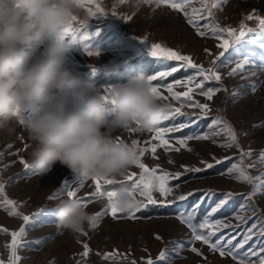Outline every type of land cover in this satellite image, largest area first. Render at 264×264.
I'll return each instance as SVG.
<instances>
[{
	"label": "rangeland",
	"instance_id": "1",
	"mask_svg": "<svg viewBox=\"0 0 264 264\" xmlns=\"http://www.w3.org/2000/svg\"><path fill=\"white\" fill-rule=\"evenodd\" d=\"M96 2L102 5L106 15L97 14L92 17L88 15L86 8H82L78 21H84V23L74 22V25L77 36L87 32L90 38L87 41H80L77 38L73 42L71 35L65 36V43L69 45L65 67L84 79H91L102 92L106 88L126 83L130 78L141 73L150 77L158 71L166 70L165 64L152 56L147 43L142 42L138 37H146L149 44L163 43L181 54L190 55L195 63L202 64L205 68L212 67L214 58L222 51L217 46L219 41L213 35L209 33L204 37L199 36L187 23L182 12L172 10L165 5L156 7L155 0L144 3L138 9L131 5L130 0H123V2L122 0H96ZM188 7L189 10L192 7H201V0H192ZM113 11L116 15L112 14ZM212 11L215 21L222 27L239 29L241 22H244L248 28L256 29L258 22L255 19L247 20L245 17L249 15L264 17V0H226ZM203 15L207 16V13ZM124 16H130L131 19H124ZM211 22L212 18L199 21L201 30L209 31L204 29L203 25ZM252 40L256 43H251ZM248 41L246 44L236 45V51L229 48L216 62V70L221 74V81H208L206 87L221 85L223 87L211 101L198 95V90L193 93L194 100L210 105L209 116L196 120L195 123H191L189 127L177 133L166 134V138L200 135L204 132H209L211 135L212 132L217 131V128H208L211 119L216 116L224 117L237 131L241 147L245 151L253 152V155L244 158V166L254 165V167L246 168V171L252 177H260L264 180V161L260 160V154L264 151V71L260 67L264 60V48L260 47V43L264 41L258 32L249 33ZM43 47V43L26 47L25 53L35 56ZM205 49L209 51L206 52ZM88 51H97L99 55L90 56ZM245 56H248L252 63L245 66L243 70H238L235 75L229 76L228 73ZM167 63L177 66L180 62ZM114 64L120 65L119 71H108ZM93 67L96 69L95 74L92 72ZM194 71L180 69L172 76L165 78V82L183 79L187 75L194 74ZM200 79L197 77L196 82ZM253 84L256 85L255 91H252L250 87ZM160 90L167 95L166 88L162 87ZM175 90L185 91L182 87H177ZM233 92L238 95L233 96ZM171 103L179 106L175 101ZM106 111H108L107 107ZM182 111L189 116L193 113L198 115L200 112L199 109L187 106ZM108 114L111 116L110 111ZM184 122H186L184 117H178L174 121L176 124ZM172 123L173 120L170 117L158 127L171 126ZM115 135L131 143L132 138L151 140L153 133L139 134L124 130ZM226 139L225 134H220L209 140H190L188 145L191 151L181 149L179 152L165 153L163 149L158 148L157 158H154L151 152L145 153L141 159L149 167L160 165L162 169L171 173L183 172L182 165L200 167L204 170L199 173H185L179 179L169 181L173 193L167 199L173 200L174 203L140 208V211L136 213L137 219L127 218L128 213H118L119 218L115 219L110 214H105L98 217L97 227L85 231L88 233L87 236L81 234L77 239L67 232L57 230L55 205L60 198L67 196L68 188H78L79 180L67 167L59 163H56L43 176L38 174L34 167L31 170L25 169L19 162V158L24 157L30 165L31 161L28 157L30 141L23 126L17 125L12 135L0 133V153H3L0 155V179L5 182L8 198L17 201L19 212L31 217L25 224L22 218L10 216L8 210L0 207V226L9 230L0 232V260L7 264L10 254V249L7 247L11 241L10 232L18 231L23 225L25 233L21 239L26 246L17 250L22 257L19 264H76L78 260L81 264H131L132 260H135L137 264H144L149 257L157 261V264H238L229 256L221 257L218 252L211 251L202 241H194L191 229L179 219L181 215L191 216V222L198 227L211 208L224 198V194L231 192L233 196L212 215L209 221L220 220L230 227L216 232L212 242L221 235L225 236V240L235 236L236 239L233 241L235 245L243 239L244 234L253 224H257V227L253 229L252 239L244 245L243 249L238 250V255L247 252L249 248H255L258 251L259 246L264 245V234L261 233V227H264V219H262L264 218V190L254 196L252 201H247L244 194L252 191V185L235 180L233 176L237 173L222 174L231 163H239L240 155V149L235 146L230 148L219 146ZM154 142L158 143V141ZM25 143L28 145L26 149ZM143 146V144L140 145V147ZM213 157L216 159L233 157V160H223L221 164H215ZM169 160L173 163H169ZM201 161L213 163L214 166L211 169L204 168ZM130 172L139 174L140 169L134 166ZM122 179L116 178V180ZM254 182L260 183V180ZM84 184L85 187L80 188L78 192L79 200L90 191H94L92 180L84 181ZM108 187L105 186V188ZM188 192H192L193 195L183 201L176 200L177 196ZM154 195L158 199H163L158 193ZM137 198L142 199L139 196ZM242 204L246 205L243 210L240 209ZM106 205V197L94 198L87 208L89 212L97 213L103 211ZM238 215L242 216L243 220L236 219ZM198 231L207 235L211 230L198 228ZM157 236L161 238L157 239ZM84 242H87L92 250L86 258L80 255L83 252ZM192 247L199 249L201 254L197 255L191 251ZM113 250L121 255L108 260L102 258L103 253ZM162 251L166 252V262L157 260ZM125 256L127 258H124ZM252 260L259 264L257 257H252Z\"/></svg>",
	"mask_w": 264,
	"mask_h": 264
},
{
	"label": "clouds",
	"instance_id": "2",
	"mask_svg": "<svg viewBox=\"0 0 264 264\" xmlns=\"http://www.w3.org/2000/svg\"><path fill=\"white\" fill-rule=\"evenodd\" d=\"M130 3L138 9L144 0ZM81 13L78 0H0V133L14 134L24 118L28 157L41 176L59 163L77 180L123 178L135 166L139 148L115 134L126 126L151 133L170 118L171 109L153 94L154 85L143 73L114 85L112 102L91 79L65 67L69 45L62 29ZM41 43L37 55L25 53ZM119 68L114 64L108 71ZM130 188L127 183L116 188L122 213L141 207ZM55 206L57 230L73 238L99 223L77 198L62 197Z\"/></svg>",
	"mask_w": 264,
	"mask_h": 264
},
{
	"label": "snow or ice",
	"instance_id": "3",
	"mask_svg": "<svg viewBox=\"0 0 264 264\" xmlns=\"http://www.w3.org/2000/svg\"><path fill=\"white\" fill-rule=\"evenodd\" d=\"M123 2V0H122ZM152 0H144V3H151ZM226 2V0H201V7L195 8L192 7L189 10V5L192 3V0H155L156 7H160L161 5L168 6L170 9L182 12L187 19V23L191 25L196 33L204 37L206 35H213L218 41L219 44L217 45L221 52L214 58L213 66L209 68H205L202 64H197L193 61L190 55L181 54L179 51L164 45L163 43H151L147 42V38H140L142 42H146L148 45L149 53L157 57L161 62L165 64L166 70L158 71L154 75L150 76L149 79L153 83V94L162 101H169L170 106V117L173 120L171 126H161L156 127L154 130L151 131L153 133L151 140L147 139H137L132 138L131 144L137 146L139 148V155L135 161V166L140 169L139 174L136 172H128L126 176L123 177L122 180H116L112 178H102V177H94L92 182L94 184V191H90L87 193L83 198L80 199L81 203L84 206H88L89 202L96 198L106 197L107 205L103 209V211H98L95 213L97 217H101L105 214H110L112 218H119L118 213H122L121 209L118 205V192L116 190L117 187H112L113 185H119L122 183H127L131 185L129 189V195L133 198L137 196L141 197V207L146 208L150 205L159 204L161 206L165 204H172L174 203L173 200L167 199L172 193L173 188L169 186V181L173 179H179L182 175L189 172L199 173L203 171V168L200 167H188L186 165H182L183 172H175L171 173L167 170H164L160 167V165H156L155 167H149L142 161V157L147 152H151L154 158L156 157L157 149H163L165 153L170 151L179 152L181 149L191 151L192 149L188 145V141L196 139V140H209L213 139L215 136L220 134H225L227 139L224 143L220 144V147L223 148H230L235 146L236 148L240 149L239 155V163H231V165L227 168L224 175H232L233 173H237L233 178L237 181L247 182L252 185V191L244 194L247 201H252L253 197L256 196L259 192L264 190V180H261L260 177H252L246 171V168L254 167V165H246L244 166V158L253 155L252 150L245 151L238 141V134L234 127L228 122L224 117L216 116L213 117L208 125L209 129L217 128V131H214L209 134V132H204L200 135H187L183 137H169L166 138V134L168 133H177L183 128L189 127L191 123H195L196 120H199L202 117H207L210 114V105L208 103H200L199 100L193 99V93L198 90V95L206 97L208 101H211L215 94L222 89V85L220 87H206V82L208 81H221V74L216 70V62L219 60L220 57L224 56L225 52L229 50V48H233L234 51L237 49L235 48L236 45H243L248 43V34L249 33H259L262 41H264V17L258 15H249L245 17L247 20L255 19L258 22V28H248L244 22H241L239 29L231 28V27H222L218 22L214 19L213 9L218 7L219 4ZM79 5L82 8H86V11L89 16H95L97 14H105V10L101 4L97 3L96 0H78ZM207 13V16L203 15V13ZM116 15L115 11L112 13ZM124 19L130 20V16H124ZM208 18H212V22L205 23L203 25L204 29H208L209 31L201 30V25L199 21L205 20ZM74 22L84 23V21H78L77 17H73V22L66 24L62 31L64 35H71L73 42L78 38L80 41H87L90 38V35L85 32L82 35L77 36V29L75 28ZM251 43H256L255 40H252ZM87 49V45H85ZM260 47L264 48V42L260 43ZM208 52V49H205ZM90 56H97L99 53L97 51H88ZM211 54V53H209ZM254 55V53H252ZM167 62H180L177 66H171ZM252 61L249 59L248 56H245L240 63H237L236 66L228 73L229 76L235 75L238 70H243L245 66L251 64ZM261 70L264 71V60L261 62ZM180 69H193L194 74L187 75L183 79H174L170 83L165 82V78L172 76L173 73L178 72ZM93 74H95L96 69L93 67L92 69ZM197 77L201 79L199 82L197 81ZM155 82V83H154ZM166 88L167 95H165L160 89ZM177 87H182L185 91H176ZM252 91L256 90V85L253 84L250 86ZM226 91V89H224ZM233 96L238 95V93L233 92ZM104 99L106 101L113 100V89L112 87L106 88L104 91ZM171 101H175L179 104L176 106L175 104L171 103ZM187 106L189 108H196L199 109L200 112L197 115L193 113L192 116H189L187 113H184L182 109ZM15 115L20 116L19 109L15 110ZM178 117H184L186 122L176 124L174 121ZM195 117L196 119H193ZM168 120V119H167ZM24 124V118L21 116L20 118V125ZM126 130L130 133H135L134 129L130 126H126ZM116 139L119 141L120 138L117 136ZM174 140V143H173ZM158 141V143L154 142ZM215 142V140H213ZM143 144V147L140 145ZM25 149L28 147L27 143L24 145ZM3 155V153H0ZM215 164H221L223 160H233V157H224L223 159H216L213 157ZM260 160L264 161V151L260 154ZM19 162L23 165L25 169H32V165H30L24 157L19 158ZM169 163H173V161L169 160ZM204 165V168L211 169L213 168V163H208L207 161H201ZM7 167V165H5ZM260 180V183H255L254 181ZM105 186H109L105 188ZM178 186V185H177ZM85 187L84 181L79 180V186L76 189L68 188L66 191V195L71 198H77L78 192L80 188ZM154 193H158L159 197H163V199H158ZM192 192H188L186 194L180 195L176 197V200H186L189 196H192ZM0 207L8 210V214L10 216H19L22 220L27 224L31 217L29 215H25L19 212L17 207V201L8 198L5 192V182L0 179ZM233 196V193L227 192L224 194V198L221 199L215 207H212L210 212H208L207 216L204 218L203 222L197 225H194L192 221V217L188 216L185 217L181 215L179 217L181 223H186L187 226L192 231V239L194 241H202L203 244L208 245L210 250L213 252H218L221 257L229 256L233 260H236L238 264H256V261L252 260V257H257L259 264H264V245L259 246L258 251L255 248H249L247 252H243L242 254L238 255V250L243 249L244 245L248 243L252 239L253 236V229L257 227V224H253L251 228L247 230L244 234L243 239L233 245V241L236 239L235 236H231L227 240H225V236L221 235L215 242H212V237L215 235L216 232L220 231L222 228H228L230 225L223 223L220 220H216L214 222H209L212 215L224 206L227 201ZM199 207V205H197ZM246 207L245 204L240 205V209L243 210ZM140 208L136 209L133 212L128 213L129 219H137L136 213L140 211ZM238 220H243L242 216L235 217ZM264 219V218H262ZM98 224H94L93 228L97 227ZM199 229H210L207 235L202 234L198 231ZM9 230L0 226V232H8ZM25 233V228L22 225L18 231H11V241L7 245L10 249V254L8 257L7 264H19L22 257L18 254V249L21 247H25V242L22 241L21 237ZM261 233L264 234V227H261ZM83 235L87 236L88 233L84 232ZM157 239L161 237L157 236ZM79 242V241H78ZM259 243V242H258ZM91 248L87 242L83 243V252L80 253L81 257H88ZM191 251L200 255V250L192 247ZM98 255L100 253H97ZM119 254L116 250L112 252H105L102 255L104 260L117 258ZM124 258H127L126 256ZM143 259V258H142ZM157 260L166 262L167 256L166 252H161L157 257ZM0 264H5V261L0 260ZM76 264H81L78 260ZM131 264H137L135 260L131 261ZM144 264H157V261H154L151 257L147 258L144 261Z\"/></svg>",
	"mask_w": 264,
	"mask_h": 264
}]
</instances>
